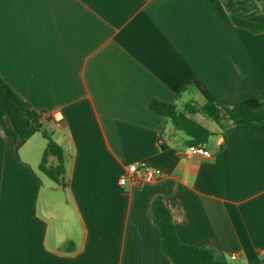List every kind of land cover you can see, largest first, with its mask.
Segmentation results:
<instances>
[{
    "label": "crops",
    "instance_id": "obj_1",
    "mask_svg": "<svg viewBox=\"0 0 264 264\" xmlns=\"http://www.w3.org/2000/svg\"><path fill=\"white\" fill-rule=\"evenodd\" d=\"M220 2L264 24V1ZM0 76L47 115L19 151L0 129V264H175L157 198L182 242L264 261V126L240 133L227 112L264 97V31L211 0H0ZM154 99L217 103L189 114L213 133L212 157L191 154ZM45 131L63 136L64 183L40 168ZM133 163L157 178L122 184Z\"/></svg>",
    "mask_w": 264,
    "mask_h": 264
},
{
    "label": "trees",
    "instance_id": "obj_2",
    "mask_svg": "<svg viewBox=\"0 0 264 264\" xmlns=\"http://www.w3.org/2000/svg\"><path fill=\"white\" fill-rule=\"evenodd\" d=\"M211 3L214 12L221 19L231 20L253 32L264 31V24L262 23L229 15L220 0H211ZM150 108L164 116L175 130L183 132L188 138L189 145L205 143L213 134L189 114L201 113L211 118L218 111L217 103L208 102L200 105L196 102H189L181 108L176 103L154 99L150 103ZM227 112L231 118L242 120V123L236 128L240 133L258 126H264V97L238 102L233 107L227 108ZM42 114L43 112L32 108L0 76V129L4 135L12 138L17 151L35 133L43 129ZM43 135L48 143L43 152L40 168L52 180L61 184L62 177L67 172L68 154L65 148L58 144L47 131ZM162 147L165 148V146ZM50 157H54L56 163L50 164ZM153 214L161 230L163 248L175 264H229L224 254L210 246H195L182 242L177 235L171 211L161 198L154 201ZM249 264H264V261L257 258L251 260Z\"/></svg>",
    "mask_w": 264,
    "mask_h": 264
},
{
    "label": "built area",
    "instance_id": "obj_3",
    "mask_svg": "<svg viewBox=\"0 0 264 264\" xmlns=\"http://www.w3.org/2000/svg\"><path fill=\"white\" fill-rule=\"evenodd\" d=\"M43 118L46 117V114H42ZM51 119L57 125H60L63 120V114L60 110H56L51 115ZM163 140H160L162 143ZM189 151L193 155L212 157V152L206 148L202 143L191 144L189 145ZM157 178V174L154 170L149 168L145 163H133L127 167L125 174L120 178L122 184L130 181L133 184H142L145 182H152ZM264 253V250H263ZM233 259L237 258V254H232Z\"/></svg>",
    "mask_w": 264,
    "mask_h": 264
},
{
    "label": "water",
    "instance_id": "obj_4",
    "mask_svg": "<svg viewBox=\"0 0 264 264\" xmlns=\"http://www.w3.org/2000/svg\"><path fill=\"white\" fill-rule=\"evenodd\" d=\"M51 136L61 146L65 145V143L63 142V136L60 134L59 131L51 132ZM64 181H65V176L62 177V183H64Z\"/></svg>",
    "mask_w": 264,
    "mask_h": 264
},
{
    "label": "rangeland",
    "instance_id": "obj_5",
    "mask_svg": "<svg viewBox=\"0 0 264 264\" xmlns=\"http://www.w3.org/2000/svg\"><path fill=\"white\" fill-rule=\"evenodd\" d=\"M182 134V133H181ZM40 136V135H39ZM39 138H41V137H39Z\"/></svg>",
    "mask_w": 264,
    "mask_h": 264
}]
</instances>
